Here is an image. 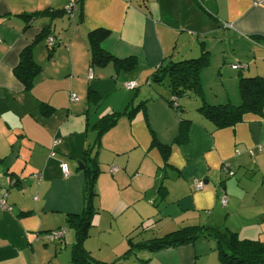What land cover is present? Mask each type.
<instances>
[{
    "label": "crops",
    "instance_id": "crops-1",
    "mask_svg": "<svg viewBox=\"0 0 264 264\" xmlns=\"http://www.w3.org/2000/svg\"><path fill=\"white\" fill-rule=\"evenodd\" d=\"M73 1L70 12L52 20L43 15L27 21L20 15ZM46 25L58 45L48 57L45 41L33 44L41 71L25 90L12 68ZM95 28L110 31L104 49L119 58L135 57L134 69H118L111 61L103 67L89 64L86 35ZM204 49L209 52L200 74L205 100L239 103V71L231 66L242 63V73L264 76V5L252 0H0V189L7 188L10 206L0 208V264H71L74 232L67 216L85 203L78 162L94 139L93 125L142 99L143 107L132 116L121 114L100 136L96 212L83 243L89 255L103 264H222L212 237L122 258L130 237L136 242L192 224L261 240L264 181L249 175L264 174V110L218 129L198 113V100L185 95L178 100L179 114L190 123L186 140L174 142L178 111L164 99L167 89L148 81L159 64L194 58ZM133 80L137 89L123 86ZM88 85L98 93V104L87 100ZM70 93L78 99L72 101ZM41 103L52 110L43 111ZM153 138L170 144L166 159ZM225 166L242 171L241 178L226 180ZM11 175L21 181L13 185ZM195 180L204 186L195 190ZM57 228L64 229L62 237L41 236Z\"/></svg>",
    "mask_w": 264,
    "mask_h": 264
},
{
    "label": "trees",
    "instance_id": "trees-1",
    "mask_svg": "<svg viewBox=\"0 0 264 264\" xmlns=\"http://www.w3.org/2000/svg\"><path fill=\"white\" fill-rule=\"evenodd\" d=\"M73 5L74 1L72 2V7ZM66 12L65 8L53 9L48 7L40 11L22 13L20 15L27 21L43 15L48 16L52 20L63 16ZM50 32V25L42 27L33 42L21 49L18 61L12 68L13 75L20 81L25 90L32 88L35 77L41 71L40 64L33 57V44L35 42L45 41L48 57H51L52 52L58 45V39ZM109 33L110 31L106 28H95L87 32L89 64L91 66L103 67L111 61L118 69L124 71L134 69L136 66L134 56L119 58L103 48L102 42ZM49 36L53 38L51 45L47 42ZM208 63L209 52L204 49L199 56L194 58L177 61L168 60L165 63H161L150 73L148 81L154 85L163 84L168 91V96L164 97V99L178 111L180 122L174 142H183L186 140L187 129L190 123L188 118H184L179 114L181 112V106L178 100L185 95L193 96L198 100L199 103L196 108L198 113L212 122L214 127L218 129L235 125L242 120L246 113L259 115L264 110V76L258 74L247 75L241 72L243 69H236L239 71L237 73L239 103H211L206 101L200 81V74ZM138 87L139 84L135 89ZM86 98L94 104H98L99 102L98 93L89 85L86 88ZM174 101L175 104L173 105ZM145 102L142 99L137 104L126 107L123 112H112L111 114L104 115L93 125L95 136L93 141L84 149L83 159L81 161L83 165L81 170L84 175L83 188L85 203L80 212L67 216V225L74 232V241L70 246L71 264H103L102 262L94 260L83 244L89 235L92 216L96 212L93 200L97 194L95 180L100 172L98 162L95 158L99 139L106 130L114 126L121 114L132 116L138 109L144 106ZM41 107L45 112L52 110L51 107L43 103H41ZM152 145L159 148L164 159L168 157L170 144L160 143L156 138H153ZM11 177H15V180L12 181L13 185L21 181L16 176L11 175ZM200 237H212L216 240L215 249L218 259L222 264H264V241L239 238L233 231L204 224L185 225L161 236L150 237L136 242H133L130 237L127 239L128 247L122 258L141 249L153 252L162 248H173L183 244H189Z\"/></svg>",
    "mask_w": 264,
    "mask_h": 264
},
{
    "label": "built area",
    "instance_id": "built-area-1",
    "mask_svg": "<svg viewBox=\"0 0 264 264\" xmlns=\"http://www.w3.org/2000/svg\"><path fill=\"white\" fill-rule=\"evenodd\" d=\"M252 3L253 4H256V5H264V0H252ZM71 7H72V4H69L68 6H66L65 7V9H66V11L67 12H70V9H71ZM47 42H48V44H52L53 43V38L51 37V36H49L48 38H47ZM233 69H244L246 66L244 65V64H233L232 66H231ZM92 77V75H91V72L89 71V73H88V75H87V78H91ZM124 86H125V88H127V89H135L137 86H138V82L136 81V80H133V81H126V82H124ZM70 99L72 100V101H75V100H77L78 98H77V96H76V94H74V93H70ZM175 104V101L173 102V105ZM58 142V140H54V144L55 143H57ZM258 149L260 150L261 149V146L259 145L258 146ZM248 152L250 153V154H252L253 153V151H252V149H248ZM50 154L51 155H53L54 153L53 152H50ZM60 167H61V169H62V171L63 172H67V166H66V164L65 163H61L60 164ZM115 167L113 166L111 169H110V171H115ZM224 169H225V172L227 173V174H232L231 173V170L227 167V166H225L224 167ZM33 176L35 177V178H37V179H39V178H41V174L40 173H35V174H33ZM204 185H203V182L201 181V180H195L194 181V183H193V187H194V189L195 190H199V189H201L202 187H203ZM7 195H8V193H7V190L5 189V188H2V189H0V208L2 209V210H9L10 209V206L6 203V197H7ZM219 198H220V202L222 203V204H224L225 203V196L223 195V194H220V196H219ZM64 229L63 228H57V229H55V230H53V231H47V232H45L43 235H41L43 238H45L46 240H53V239H55V238H60V237H62L63 236V234H64Z\"/></svg>",
    "mask_w": 264,
    "mask_h": 264
},
{
    "label": "rangeland",
    "instance_id": "rangeland-1",
    "mask_svg": "<svg viewBox=\"0 0 264 264\" xmlns=\"http://www.w3.org/2000/svg\"><path fill=\"white\" fill-rule=\"evenodd\" d=\"M142 81H143V79H142ZM145 85V83L143 82V83H141V86H144ZM158 87H161V89H163V90H165V87L163 86V84H156ZM123 86H124V83H123ZM125 87V86H124ZM127 89V88H126ZM130 90V89H129ZM133 90H135V89H133ZM133 92V91H132ZM184 98V97H183ZM257 150H258V148H257ZM259 151V150H258ZM248 153V152H247ZM254 153H252V155H253ZM248 155H250L251 156V154H249L248 153ZM223 170H224V173L223 174H225L226 172H225V169L223 168ZM231 173L232 174H225L226 175V180H228V179H233V180H237V179H239V178H241V173H242V171L238 174V171H237V168L235 167L234 169H233V171H231ZM234 174V175H233ZM225 175H224V177H225ZM249 177H250V180H252V181H256V182H259V181H264V174L263 173H261V172H255V173H252V175H249ZM194 183V182H193ZM261 237V240L262 241H264V233L260 236Z\"/></svg>",
    "mask_w": 264,
    "mask_h": 264
},
{
    "label": "water",
    "instance_id": "water-1",
    "mask_svg": "<svg viewBox=\"0 0 264 264\" xmlns=\"http://www.w3.org/2000/svg\"><path fill=\"white\" fill-rule=\"evenodd\" d=\"M79 164V168H82L83 167V165L81 164V162H78Z\"/></svg>",
    "mask_w": 264,
    "mask_h": 264
}]
</instances>
